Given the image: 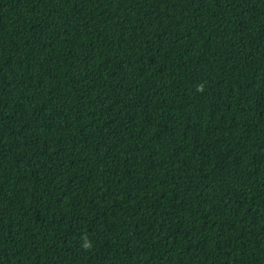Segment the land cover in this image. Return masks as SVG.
Segmentation results:
<instances>
[{
  "label": "trees",
  "instance_id": "obj_1",
  "mask_svg": "<svg viewBox=\"0 0 264 264\" xmlns=\"http://www.w3.org/2000/svg\"><path fill=\"white\" fill-rule=\"evenodd\" d=\"M0 264H264V0H0Z\"/></svg>",
  "mask_w": 264,
  "mask_h": 264
},
{
  "label": "clouds",
  "instance_id": "obj_2",
  "mask_svg": "<svg viewBox=\"0 0 264 264\" xmlns=\"http://www.w3.org/2000/svg\"><path fill=\"white\" fill-rule=\"evenodd\" d=\"M83 247H84L85 249H90L91 245H90V243H85V244L83 245Z\"/></svg>",
  "mask_w": 264,
  "mask_h": 264
}]
</instances>
